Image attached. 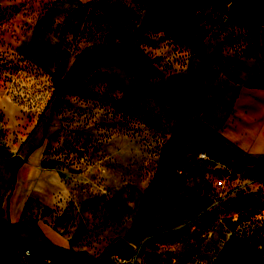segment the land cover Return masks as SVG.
<instances>
[{"label": "rangeland", "instance_id": "1", "mask_svg": "<svg viewBox=\"0 0 264 264\" xmlns=\"http://www.w3.org/2000/svg\"><path fill=\"white\" fill-rule=\"evenodd\" d=\"M146 8L0 0V218L29 162L22 220L64 240L0 225V264H264V154L216 133L264 87V0Z\"/></svg>", "mask_w": 264, "mask_h": 264}, {"label": "crops", "instance_id": "2", "mask_svg": "<svg viewBox=\"0 0 264 264\" xmlns=\"http://www.w3.org/2000/svg\"><path fill=\"white\" fill-rule=\"evenodd\" d=\"M216 133L219 142L233 146L242 155L264 154V87H240ZM35 169L36 166L30 169L29 162L20 167L9 205V220L12 224H18L14 233L33 242L39 241L41 234L31 227L30 222L22 219L25 207L30 205V199L34 195ZM20 222L23 223L19 224ZM37 228L44 237L58 244L64 243L61 234H57L55 229Z\"/></svg>", "mask_w": 264, "mask_h": 264}, {"label": "trees", "instance_id": "3", "mask_svg": "<svg viewBox=\"0 0 264 264\" xmlns=\"http://www.w3.org/2000/svg\"><path fill=\"white\" fill-rule=\"evenodd\" d=\"M152 3H153V0H146V14H145V17H144V20H143V23L147 24L150 19H151V11H152ZM235 12V9L234 11ZM244 11H242L241 9L236 13V15H234V13H232V18L233 19H239L241 17V15H243ZM136 36L133 35V36H130L129 38H126V41L127 40H131V39H134ZM97 50H101L102 48H96ZM264 51V50H262ZM246 57H249V56H256L258 57V55H256L254 52L253 53H246L245 55ZM23 222H20L19 224H21ZM0 225H2L7 231L11 232V233H14L13 230L14 228L18 225V224H12L10 222V220H3L2 218H0ZM39 230V233L42 235L40 229ZM14 235H16V237L21 241V242H24V243H30V244H33L35 245L36 247L40 248V247H43L44 246V243L43 242H40V241H36V242H29L28 240H25L24 238H22L21 236L17 235L16 233H14ZM43 237V236H42ZM57 251H59V253H62L61 254V257L62 259H64L65 261H67V263L69 264H74L72 262H69L68 259L73 255V254H70L68 252H62V250L60 248H56ZM83 264V263H81ZM93 264H99V263H95L93 262Z\"/></svg>", "mask_w": 264, "mask_h": 264}, {"label": "built area", "instance_id": "4", "mask_svg": "<svg viewBox=\"0 0 264 264\" xmlns=\"http://www.w3.org/2000/svg\"><path fill=\"white\" fill-rule=\"evenodd\" d=\"M200 156L205 158V157L209 156V152H203L200 154Z\"/></svg>", "mask_w": 264, "mask_h": 264}]
</instances>
